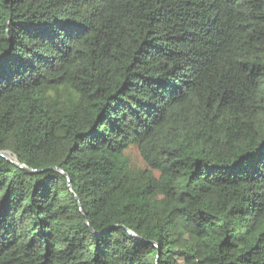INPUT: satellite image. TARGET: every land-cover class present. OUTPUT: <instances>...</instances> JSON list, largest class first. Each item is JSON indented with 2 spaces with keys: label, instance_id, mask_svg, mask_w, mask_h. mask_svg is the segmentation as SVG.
Masks as SVG:
<instances>
[{
  "label": "trees",
  "instance_id": "16d2710c",
  "mask_svg": "<svg viewBox=\"0 0 264 264\" xmlns=\"http://www.w3.org/2000/svg\"><path fill=\"white\" fill-rule=\"evenodd\" d=\"M0 151V264H264V0H0Z\"/></svg>",
  "mask_w": 264,
  "mask_h": 264
},
{
  "label": "rangeland",
  "instance_id": "374dc122",
  "mask_svg": "<svg viewBox=\"0 0 264 264\" xmlns=\"http://www.w3.org/2000/svg\"><path fill=\"white\" fill-rule=\"evenodd\" d=\"M125 155L128 157L129 159V163L131 164V166L135 167V168H144V163L142 162L137 147L132 145L130 146L126 151H125Z\"/></svg>",
  "mask_w": 264,
  "mask_h": 264
},
{
  "label": "water",
  "instance_id": "95a60500",
  "mask_svg": "<svg viewBox=\"0 0 264 264\" xmlns=\"http://www.w3.org/2000/svg\"><path fill=\"white\" fill-rule=\"evenodd\" d=\"M0 156L1 157H4V158H6V159H8L9 161H11V162H14L13 160H12V157H11V155H10V153L8 152V151H0ZM15 164L18 166V167H21V168H23V169H26L27 171H29L30 173H34V172H37V170H35V169H32V168H29V167H27V166H25V165H23V164H21V163H19V162H15ZM58 169V168H57ZM60 172H62L67 178H68V175L63 171V170H61V169H58ZM68 185L70 186V181H69V179H68ZM131 235H133L134 237H137L135 234H133V232H131V231H129V230H127Z\"/></svg>",
  "mask_w": 264,
  "mask_h": 264
}]
</instances>
